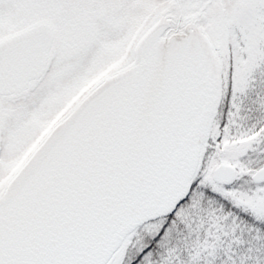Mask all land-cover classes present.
Masks as SVG:
<instances>
[{"label":"snow or ice","instance_id":"snow-or-ice-1","mask_svg":"<svg viewBox=\"0 0 264 264\" xmlns=\"http://www.w3.org/2000/svg\"><path fill=\"white\" fill-rule=\"evenodd\" d=\"M0 264H264V0H0Z\"/></svg>","mask_w":264,"mask_h":264}]
</instances>
